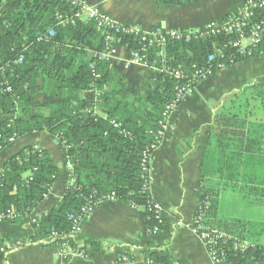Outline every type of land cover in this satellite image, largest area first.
Wrapping results in <instances>:
<instances>
[{
	"label": "trees",
	"instance_id": "16d2710c",
	"mask_svg": "<svg viewBox=\"0 0 264 264\" xmlns=\"http://www.w3.org/2000/svg\"><path fill=\"white\" fill-rule=\"evenodd\" d=\"M152 1L186 5L200 0ZM12 2V11L0 21V152L13 139L49 131L64 143L72 164L60 202L33 223L38 235H57L56 243L66 241L76 250L77 244L66 238L71 233L72 216L79 214L88 200L98 202L112 193L139 209L147 230L159 225L161 232L166 223L159 222L150 210L154 199L150 188L145 189L151 180V162L144 169L142 157L145 151L152 155L161 144L155 133L162 126V113L175 97V87L184 79L161 71L151 78L149 94L125 96L117 93L124 88V77L115 73L99 54L105 51L107 34H112L119 44L145 54L149 65L160 69L186 68L193 63L207 64L209 55L229 42L228 36L190 42L170 39L163 48L149 46L139 36L121 33L117 28H100L95 21L77 18V7L65 0ZM4 4L5 0H0V10ZM263 16L264 9H258L250 23ZM68 17L73 22H61ZM262 52L264 40L252 55L241 54L228 44L224 57L217 59L230 66ZM257 89L258 95L252 96L264 108V88ZM89 90L96 95L92 100L82 95ZM41 95L53 96L58 102L46 104L39 99ZM251 98L245 97L243 102L240 99L237 104L249 108ZM116 123L121 125L115 126ZM211 136L203 162L204 178L220 171L233 174L241 170L246 154L256 149V144L260 150L264 123L252 122L245 114L231 109L215 116ZM58 174L59 166L47 149L29 145L13 154L0 169V213L13 210L15 216L2 222L17 224L27 220L49 193ZM199 198L202 224L232 236L215 245L226 262L264 264L263 245L249 243L245 249L236 248L237 239L247 241L238 225L217 220L219 191L204 188ZM80 248L86 249L85 253L97 251L101 242L86 240ZM0 263L7 264L1 249ZM150 263L170 264L161 250L150 253Z\"/></svg>",
	"mask_w": 264,
	"mask_h": 264
},
{
	"label": "crops",
	"instance_id": "0c3cea01",
	"mask_svg": "<svg viewBox=\"0 0 264 264\" xmlns=\"http://www.w3.org/2000/svg\"><path fill=\"white\" fill-rule=\"evenodd\" d=\"M12 1L5 0L0 21L12 11ZM87 1L121 24L136 25L146 32H168L202 28L212 21L237 14L247 0H200L186 5H160L152 0ZM105 60L115 73L124 77V88L117 93L137 97L152 91L151 78L157 72L135 61L128 47L115 44ZM258 87L264 88V52L200 82L171 115L166 135L152 154L150 169V191L154 201L161 205L166 223L160 233L152 234L146 229L139 209L131 203L118 199L103 201L87 216L81 231L69 236L78 248L67 256L60 254L56 237L38 235L32 222V218H41L58 205L69 183L66 146L49 131L13 139L0 152V169L13 154L33 145L49 151L59 166V174L27 220L17 224L0 221V249L6 263L151 264L150 253L161 250L170 264H229L214 261L193 226L204 188L219 191L217 220L236 223L248 242L264 246V138L260 150L256 144V149L246 154L241 170L202 176L205 153L212 141L211 127L217 114L233 109L252 122L264 123V108L252 96L258 95ZM82 95L90 100L96 96L92 90ZM245 97H252L249 108L237 104ZM39 99L46 104L58 102L53 96L41 95ZM253 154L263 159L258 160ZM86 240L101 242V248L85 253L87 250L80 247Z\"/></svg>",
	"mask_w": 264,
	"mask_h": 264
},
{
	"label": "built area",
	"instance_id": "2783aa9c",
	"mask_svg": "<svg viewBox=\"0 0 264 264\" xmlns=\"http://www.w3.org/2000/svg\"><path fill=\"white\" fill-rule=\"evenodd\" d=\"M69 2L71 5L77 7L78 11L76 13V17L85 21H95L98 26L101 28H111L118 29L121 33L124 34H132L135 36H139L142 42H148L149 46L160 45L165 47L167 42L170 39L183 40L185 42H190L195 39H207L212 38L219 35H227L229 38V42L223 44L221 47L217 48L214 53L209 55L207 60V64L199 65L198 63H193L191 65H187L186 68L177 67V68H168L164 69L158 68L155 64L149 65L146 60V55L140 53L138 51H133V59L135 61H139L144 63L146 66L156 71L157 73L163 71L167 75L175 77L177 79H184L182 84H178L175 87V97L166 105L162 115L164 120L161 122V128L156 131V141L162 143L168 126V120L171 115L178 109V107L182 104L186 96L191 93L194 88L202 81L208 79L211 75L216 73L217 71L226 69L228 65L224 62V60L217 59L219 56L224 57L223 50L224 48L230 44L234 47L239 53L245 55H252L254 49L259 47L264 40V16L261 17L258 21L254 23H250L252 17L256 15V11L258 9H264V0H247L242 9L234 15H228L221 20L212 21L208 23L206 26L198 29H175L168 32H146L142 28L136 25H125L118 22L111 15L103 12L99 7L88 3L86 0H65ZM59 18L62 19L63 16L59 14ZM73 22V18H66V20H61L62 23ZM53 33V31H51ZM106 48L105 51L101 52L99 55L102 59H106L109 52L112 50L113 46L118 43V39L112 34H107L106 36ZM146 48V45H144ZM144 48V49H145ZM22 59L20 58L19 61ZM215 60V64H212V61ZM233 59H231L232 61ZM95 77H99V74L94 73ZM7 90L10 91L11 87L8 86ZM98 93V92H97ZM121 123H116L115 126H119ZM152 155L145 151L142 157V164L144 169H148V163L151 162ZM70 173L72 171V164L69 162ZM150 188V184L145 185V189ZM117 200V197L114 193L106 196L104 199L98 202H93L92 200H88L85 205L82 206L79 214L72 216V229L71 233L66 236L69 239V236L77 235L81 229L82 225L93 210V208L100 202L103 201H114ZM150 210L155 212V217L159 222L163 221L162 216V207L160 204L152 201L150 205ZM15 216L13 210H8L7 212L0 213V221H4L5 219H10ZM36 218H32V222H36ZM203 216L200 213V209L198 206V210L196 216L193 221V226L199 237L203 240V242L208 247L213 259L215 262H224L226 261L223 253H219L218 249L215 247L217 243L222 240H226L232 236L216 229L209 228L202 224ZM160 226L156 225L153 229L148 230L152 234L160 233ZM53 237H58L57 235H52ZM60 237V236H59ZM236 248L245 249L249 243L247 241H236ZM60 254L62 256H67V254L71 253L73 250L70 247L68 242H63L59 244ZM1 264V263H0Z\"/></svg>",
	"mask_w": 264,
	"mask_h": 264
},
{
	"label": "rangeland",
	"instance_id": "374dc122",
	"mask_svg": "<svg viewBox=\"0 0 264 264\" xmlns=\"http://www.w3.org/2000/svg\"><path fill=\"white\" fill-rule=\"evenodd\" d=\"M87 1V0H86ZM88 2V1H87ZM89 3V2H88ZM91 4V3H90ZM92 5H94V4H92ZM96 6V5H95ZM98 7V6H97ZM104 12V11H103ZM106 13V12H105ZM108 14V13H107ZM114 18V17H113ZM133 52V51H132ZM55 137H56V139H58V140H60V138H59V136H57V135H54ZM61 141V140H60ZM68 156V155H67ZM194 221V220H193ZM248 243H250V242H248Z\"/></svg>",
	"mask_w": 264,
	"mask_h": 264
}]
</instances>
